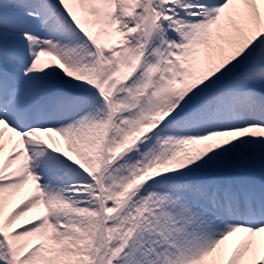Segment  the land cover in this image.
Masks as SVG:
<instances>
[{"label":"snow or ice","instance_id":"obj_1","mask_svg":"<svg viewBox=\"0 0 264 264\" xmlns=\"http://www.w3.org/2000/svg\"><path fill=\"white\" fill-rule=\"evenodd\" d=\"M0 264H264V0H0Z\"/></svg>","mask_w":264,"mask_h":264}]
</instances>
